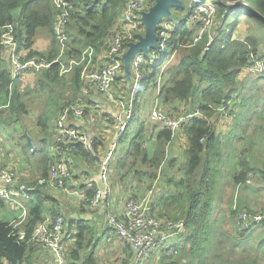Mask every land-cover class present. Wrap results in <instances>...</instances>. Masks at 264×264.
Wrapping results in <instances>:
<instances>
[{"label":"crops","instance_id":"1","mask_svg":"<svg viewBox=\"0 0 264 264\" xmlns=\"http://www.w3.org/2000/svg\"><path fill=\"white\" fill-rule=\"evenodd\" d=\"M254 20L256 21L255 18ZM119 22L120 18L118 17L114 26L119 24ZM240 23L238 21L234 30L235 39L245 40L248 35H254L259 40L258 52H260L262 43L258 35L252 34L248 30L245 31V28L240 30ZM51 48L52 37L50 32L44 27L37 28L29 49L34 53L46 55ZM172 57L171 62L176 63L178 61L177 55L174 53ZM129 68V78L122 75L123 81L118 80L112 92L115 97H121L123 100L129 98L130 95L133 97L134 115L130 127L131 134L125 143L117 144L113 157L109 161L108 176L110 184L112 183V191L104 201V208H108L116 216H119L123 203L127 200L126 198L140 197L147 190L154 187L156 189V215L165 218H176L180 216L181 211L185 207L184 202H175L172 196L183 190L181 187H177L175 183H184V165L186 162L184 152L187 145V136L181 129L171 132V137L165 146L163 159L157 167L152 166L150 159L153 157L156 149V137L164 126L154 120L152 121V119L149 120L147 114L148 106L151 104L146 103V98L152 95V93L146 95L149 84L145 89L140 88L139 84L132 91V68L131 66ZM70 74L69 71L62 74L58 79L49 80L44 76L48 75L46 73L29 71L16 79L19 83L21 94H23L22 98L26 111L21 112L20 119L17 118L9 124L4 123L3 119L0 118V165L12 168L17 177L28 184L34 183L37 178H41L40 171L34 168L36 157L29 155L28 160L24 155L21 145L26 146L28 154H38L33 150L46 137L43 135L42 127L38 123L42 115L48 116L49 125L46 134L48 135L47 141L52 144L55 134L53 117L56 109L66 101H70L63 100L64 96H67L71 100H74V97H80L89 106L88 112L90 113L83 114L84 117L72 119L70 123L77 126L92 140L97 138L92 143L91 152L86 150L90 156L91 153L94 154L92 155L94 157L86 161V157L76 151V146L74 149L72 148L73 151L69 147H63V150L70 158L67 162L69 176L66 179L69 180L70 185L75 186L76 189L72 193L83 204L80 207L76 202L67 200L64 191L65 186L61 188L63 189L61 192H54L55 190L48 192L46 188L37 187L27 202L25 214L22 213V209L16 203L7 201L18 206V208H9L6 212L7 217L0 219V221L8 222L14 228L19 227L20 229L18 230H24L30 205L35 201H39L44 205L41 217L49 215L52 212L64 215V242L67 251L73 245L74 234L77 229L80 227L85 231L87 224H89L92 227L95 226V229L93 230V238L88 250H91V254L96 259L97 264H127L131 258L132 249L129 244L124 243L120 238L111 234L110 227L100 224L102 216H99L95 225L92 221L82 220V218L86 219L89 215V212L83 211V208H86V203H88V197L85 196L83 188L91 190V188L98 186V157H101L106 152L111 146L112 138L115 137L116 118L120 113L118 104L120 98L116 99V101L113 99L112 94V97L103 94L92 84L86 82H83L78 91L74 92V85L70 79ZM246 76H248L246 70L241 68L237 75L239 87V84H243V79ZM250 80H253V78ZM40 81L43 84L41 87H37ZM249 82L251 81H246L244 84ZM233 95L234 97L230 99L233 102L231 103L233 104L232 112L230 111L231 115H224L225 113L222 114L216 108L207 119L210 133L213 136L209 158L218 160L217 169H219L214 178L212 208L208 225L218 217L217 214L223 213L220 211L221 209H224L225 212L229 211V198H226L225 194H228L230 200L233 203L236 202L240 207L248 209L264 208V107L259 106L256 102H252L254 97H247L246 93L242 92L241 89L234 92ZM155 99H158L159 104L166 111L181 110L185 112L189 109L197 108L199 94H196L187 101L175 99L165 102L157 96V88L155 86L152 100ZM235 99L237 100L234 102ZM247 100H251V102L244 104ZM36 101H43L40 110H36L32 106V104L35 105ZM140 128L142 129L140 145L147 155V160L146 162H141L140 158H138L136 165L131 166L132 158L122 155V150L130 146L131 136ZM50 147L51 145L46 148V153L48 154L50 150L53 155L54 147L51 149ZM245 165L246 170L244 171L242 167ZM249 171L253 172L255 180L250 184H246L242 180ZM236 178L240 180L236 183L235 189L233 186L234 182H232L233 189L230 187L228 190L227 186L230 185V179L235 181ZM4 201L0 198L1 206H3ZM232 202H230V205ZM225 212L224 214L226 215ZM219 219L218 217L217 221ZM68 220L81 221L75 225V228L74 226L72 227V237L69 236L66 230ZM261 224H264V220ZM258 225L261 227L260 224ZM251 233L252 231L250 230L247 235H251ZM168 241L161 244L154 253L156 254L161 249L168 248L173 243L168 244ZM262 242H264V235L257 241L256 245L258 247L256 250L259 249ZM26 247L28 251L24 257L23 264H57L56 258L49 248L32 243L27 244ZM155 254L152 256V262L148 261V257L143 260L142 264H160V255L157 258ZM107 255H109V259H107ZM0 264L9 263L4 258H0ZM261 264H264V262Z\"/></svg>","mask_w":264,"mask_h":264},{"label":"trees","instance_id":"2","mask_svg":"<svg viewBox=\"0 0 264 264\" xmlns=\"http://www.w3.org/2000/svg\"><path fill=\"white\" fill-rule=\"evenodd\" d=\"M67 1L69 3V18L65 29L68 41L66 55L63 60L68 57L78 58L81 51L88 46L92 47L96 53L106 49L114 24L127 0ZM150 1L153 2V0ZM181 1L183 7L184 0ZM254 1L258 7L251 16L255 17L260 25L264 26V0ZM215 4L217 24H221V27L218 28L220 33L207 49H204L206 37L191 46L177 45L178 42L184 45L191 43L195 32L193 28H188L186 24L182 23L172 28L164 55L154 63H143L141 68L140 88L145 89L148 84L153 82L157 88V96L162 101L167 102L175 99L187 101L199 94L197 108L185 111L190 112L196 109L199 115L185 121L180 128L187 136V145L184 152L186 159L184 165L185 179L184 183H175L177 187H181L183 190L172 196L173 201L185 203L180 216L176 217L184 219L185 232L181 234L180 239L182 238V240L179 244L173 243L160 253V264H200L202 257L205 256L204 254L211 244L207 234L208 222L212 208L214 178L219 169H217L218 160L209 158L213 136L210 133L207 119L219 105L234 97V92L238 90L237 75L239 70L247 65L249 53L253 51L258 54L259 40L254 35H248L245 40L231 39L238 23V15L247 7L248 1L245 0V4L235 7L226 6L222 0L216 1ZM182 7L174 9L180 10ZM233 10H238L239 13L229 21V15L231 17V11ZM56 13L57 10L51 0H0V26L7 23L14 25L15 37L20 48L28 49V53H34L29 48L32 45V39L37 28L44 27L50 32L52 48L46 54L49 59L55 58L58 53V43L53 27ZM173 52L178 57L176 63L171 62L173 57L169 58ZM168 58V64L170 65L167 64L164 68L158 85L156 83L157 74L163 62ZM58 71V64L53 63L42 73L48 74L44 76L49 80H54L62 76L58 74ZM70 73L74 92L78 91L83 82L88 83L80 78V66H76ZM118 80L122 82L123 77L120 76ZM22 96L18 81L15 80L10 83L8 63L0 53V118L3 119L4 123L9 124L17 118L20 119L21 112L26 111ZM133 115L134 108L132 117L125 126L117 144L125 143L130 136ZM38 123L42 127L43 135L46 136L33 150L38 154H28L26 146L21 145V147L28 160L29 155L36 157L34 168L40 171V177L47 176L51 163L57 160H63L66 163L69 161L70 158L64 152L63 147H69L73 151L76 146V151L85 156L86 159L91 160V157H94L90 156L80 143L58 144L54 139L52 144L48 142V135L46 134L49 125L47 115L40 116ZM170 137L171 130L167 127H163L158 132L156 149L150 159L152 166L157 167L163 159L165 146ZM202 137H205L204 141L200 140ZM141 139L142 129L140 128L131 136L130 146L122 150V155L132 158L131 166L136 165L138 158L141 162L147 160V155L140 145ZM50 145V149L54 147L53 155L50 150L48 154L46 153V148ZM242 168L245 171L246 165ZM93 190L94 187L91 190L83 188V192L88 198L92 195ZM43 211L44 205L39 201H35L30 205L24 225L27 236L31 233L34 225L42 219L41 214ZM55 214L60 213L52 212L49 215L54 216ZM80 222L68 220L66 224L67 232L73 226L75 228V225ZM18 229L20 228H13L8 222L0 221V258H4L9 264H23L28 251L25 243L16 242L14 236L11 235L12 231H18ZM94 229L95 226L92 227L89 224H87L85 231L80 227L77 229L74 234L73 245L67 251V259L70 264H97L91 250H88Z\"/></svg>","mask_w":264,"mask_h":264},{"label":"built area","instance_id":"3","mask_svg":"<svg viewBox=\"0 0 264 264\" xmlns=\"http://www.w3.org/2000/svg\"><path fill=\"white\" fill-rule=\"evenodd\" d=\"M226 6H240L245 0H222ZM57 10L54 21V34L58 43V53L53 59L47 55L28 53L20 48L15 37L14 25L7 23L0 26V53L5 56L9 71L10 83L14 82L25 72L40 73L50 67L53 63L58 64V74L62 75L80 66V78L92 84L99 92L111 96V91L117 79L123 75V61L121 54L127 48V43L137 41V35L143 34L144 27L141 22V12L146 11L152 4L150 0H127L119 18L120 23L114 26L109 38L108 46L100 53H96L90 46L81 51L78 58L66 55L68 36L66 24L69 18V3L67 0H51ZM187 15L177 23H172L169 17H162L156 29V46L148 47V51L136 52L131 58L132 68V91H134L141 79V68L143 63H154L167 49L170 32L173 27L182 23L188 28L195 30L191 43L179 44L178 46H191L206 37L204 49L217 39L220 32L217 24L216 4L212 0H189ZM227 31V29H225ZM235 39L234 32L232 38ZM223 46V45H222ZM173 52L169 58H172ZM169 58L166 60L167 64ZM166 64V65H167ZM162 66L157 74L156 83L159 85L161 75L166 67ZM246 74L249 76L264 75V54H255L251 51L248 62L245 65ZM11 85L9 86L10 89ZM112 97V96H111ZM156 99L149 111V118L162 124L173 132L180 129L185 121L198 116V110L183 112L178 115H170L158 103ZM120 113L116 118L115 137L106 152L98 157L99 185L94 188L92 195L88 198V209L93 217L96 214L102 216L101 225L110 227L124 243L129 244L132 249V257L127 264H142L152 252L166 242L172 236L183 234L185 222L183 218L159 217L154 213L156 204V189L147 190L142 196L129 198L124 201L121 214L116 216L108 208H104V201L112 191L108 176V164L113 157L117 141L125 129L133 114V97L119 99ZM229 103L225 102L217 107L219 110H228ZM84 105L71 103L64 105L54 119L55 134L54 141L58 144L80 143L91 152L93 140L89 138L77 126L70 123L72 119L81 118L84 114ZM205 140V137L200 139ZM71 147V146H70ZM91 155H94L91 153ZM69 176L67 163L57 160L50 164L47 176L37 178L34 183H25L17 177L13 169L0 165V198L16 203L22 213H26V202L34 194L37 187L64 188L65 179ZM255 176L252 171L246 173L243 182L250 184L254 182ZM104 203V204H103ZM232 208H236L233 203ZM264 220L262 212L250 214L245 209H240L237 214V229L244 231L251 225L260 224ZM65 219L61 214L54 216L44 215L37 222L29 236L24 230L12 231L16 242L37 244L47 247L54 254L57 264H70L67 259V249L64 242ZM14 228V227H13Z\"/></svg>","mask_w":264,"mask_h":264},{"label":"rangeland","instance_id":"4","mask_svg":"<svg viewBox=\"0 0 264 264\" xmlns=\"http://www.w3.org/2000/svg\"><path fill=\"white\" fill-rule=\"evenodd\" d=\"M212 1H214V3H216V1H218V0H212ZM247 1H248L247 7H245L242 10V12L238 15V21L241 22L240 23V30L245 28V31L248 30L252 34L253 33L257 34L258 38L260 39V42L262 43L260 46V52H258V53L264 54V52H261V51H264V27L260 26L254 20L255 17L251 16L254 13L255 9L258 7V5H256L254 0H247ZM183 5L184 6L180 10H176L173 7H170L171 15L169 16V19L172 21V23L179 22L183 16L185 17L187 15L189 0H184ZM238 13H239L238 10L231 11V17L229 15V21L232 20L233 18H235ZM166 64H167V62L165 60L162 64V66H164ZM252 78H253V80H250ZM247 79H249V80H247ZM254 80H256V81L254 82ZM246 81H251V82L244 84V82H246ZM42 84L43 83L40 81L39 84L37 85V87L38 86L41 87ZM239 85H240V87L238 86V90L241 89L242 92H245L247 97L253 96L254 100H252V102H256L259 106L264 107V102H263L264 101V75H261V76H249L248 75V76H246V78L243 79V84H239ZM114 86H115V84H114ZM114 86H113V88H114ZM154 87H155L154 83L151 82L149 84L148 89L146 90V95L149 93H152L151 96L146 98V103L151 104L150 106H148V114H147L148 118H149V111L152 107V104L156 100V99L152 100V97L154 95ZM113 88H112V90H113ZM111 94L114 97L113 99H115V100L118 99V97L114 96L112 91H111ZM73 99L74 100H71L67 96H64L63 100H70V101H66L65 103L61 104L56 109L53 118L55 119L59 110L64 105L71 104V103L83 104L84 108H85L84 115L90 113V112H88L89 106L80 97H74ZM120 99L123 100V98H120ZM236 100L237 99H235L234 102ZM226 102L230 103L228 110H219V111L222 114L225 113L224 115H231L230 111L232 112V107H233V104H231V103H233V102L230 99L227 100ZM250 102H251V100H247L244 102V104H249ZM42 104H43V101H36L35 105L32 104V106H34V108L36 110H40L42 107ZM222 104H224V103H222ZM175 109H177V108H175ZM169 111H171V112H169ZM169 111H166V112H168L170 115H178L180 113H183V111H181V110L180 111L169 110ZM149 120H151V119L149 118ZM113 140H114V138H112L111 142ZM233 158H234V156H233ZM86 161H89V160L86 159ZM97 170H98V174H99L100 173L99 166H98ZM239 180L240 179H236L234 181V180L230 179V185L227 186V189L229 190L230 187L232 188V182H234L233 186L235 189L236 183ZM64 183H65L64 191L66 193L67 200H69L70 202H76V204L81 207V205L83 203L77 199V197L74 195V193H72V191L76 189L75 186L70 185L69 184L70 182L68 179H65ZM98 185H99V183H98ZM52 190L53 189L46 188V191H48V192H50ZM54 190H55L54 192H61L63 189H58V188L55 189L54 188ZM158 192H159V190H158ZM212 193H213V190H212ZM224 196L226 198H229V211L225 212L224 209H221L220 211H222L223 213H221V214L216 213L220 219L217 221L218 217H216V219L213 220L211 222V224L209 225L207 234L209 235V240H211V244L209 245L207 252L204 254L205 256L202 257L200 264H261L262 262H264V245H263L264 242L260 243V247L257 250H256V248L258 246L256 244H257V241L259 240V238H261V236L264 235V227H263L264 224L262 225L261 224L262 222H261L260 223L261 227H259V225L257 223H255V224L251 225V229H249V230H244V231L238 230L237 229V214H238L240 209H245L248 213H250L252 215L259 213V212H262V214L264 215V208H258V209H250L249 208L248 209V208L238 206V204L236 202H234L236 204V208H232L233 202H232V200H230V196L228 194H225ZM126 199H128V198H126ZM230 202H232L231 205H230ZM230 206H231V209H230ZM9 208H18V206H15V205H13V204H11L5 200L3 206L0 205V219H4L7 217L6 212L9 210ZM85 210L87 212H89V215L86 217V219L82 218V220H85V221L89 220V221H92L94 223V225L97 224V220L99 218V215L96 214V217H93L94 215L93 216L91 215V213L88 209V205H86V208L83 209V211H85ZM154 212L156 214V205L154 207ZM224 212L226 213V215L224 214ZM60 214L64 217V215L62 213H60ZM232 217H233V219H232ZM253 226H255V227H253ZM72 230H73V228L70 229L68 232L69 236H71V237L73 235ZM102 230H103V228H102ZM250 230L252 231L251 235H247ZM110 232L115 237H117L112 229H110ZM180 237H181L180 234L172 236L171 238L168 239L169 241L167 240L168 244H170L172 242L179 244L182 240V238L180 239ZM117 240L120 241L118 238H117ZM166 242H164V243H166ZM68 246H70V245H68ZM161 251H163V250L161 249L160 251H158L159 253L157 252L156 254L154 253L155 251L152 252L148 256L149 258L147 257L148 261L152 262V260H153L152 256L154 254L157 255V258H158V255H160ZM107 259H109V255H107ZM121 262H122V259H121Z\"/></svg>","mask_w":264,"mask_h":264},{"label":"water","instance_id":"5","mask_svg":"<svg viewBox=\"0 0 264 264\" xmlns=\"http://www.w3.org/2000/svg\"><path fill=\"white\" fill-rule=\"evenodd\" d=\"M170 7H182L181 0H153V4L146 10L141 12V22L144 27L143 34H138L137 41L127 43V48L121 54L123 61V76L129 78L131 58L136 52L148 51V47L156 46V29L158 22L162 17H169L171 15Z\"/></svg>","mask_w":264,"mask_h":264},{"label":"bare ground","instance_id":"6","mask_svg":"<svg viewBox=\"0 0 264 264\" xmlns=\"http://www.w3.org/2000/svg\"><path fill=\"white\" fill-rule=\"evenodd\" d=\"M120 23V22H119ZM164 55V54H163Z\"/></svg>","mask_w":264,"mask_h":264}]
</instances>
